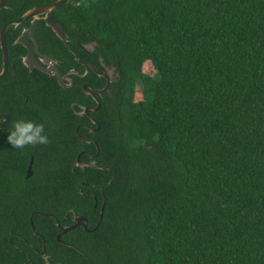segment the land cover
<instances>
[{
    "label": "trees",
    "instance_id": "16d2710c",
    "mask_svg": "<svg viewBox=\"0 0 264 264\" xmlns=\"http://www.w3.org/2000/svg\"><path fill=\"white\" fill-rule=\"evenodd\" d=\"M53 1L4 0L0 28ZM53 17L115 76L90 142L69 113L0 190V264H264V0H65ZM74 215L87 229L58 241Z\"/></svg>",
    "mask_w": 264,
    "mask_h": 264
},
{
    "label": "flooded vegetation",
    "instance_id": "af4514ba",
    "mask_svg": "<svg viewBox=\"0 0 264 264\" xmlns=\"http://www.w3.org/2000/svg\"><path fill=\"white\" fill-rule=\"evenodd\" d=\"M37 6L41 5L26 8L19 16L12 19H18ZM3 7L6 6L3 4ZM53 12L54 10L49 15L46 13L33 14L17 25H9L8 28L12 26L15 34L9 39L10 47L6 41L7 32L5 46L0 41V75L5 68L0 77V190L2 191L4 188L10 189L7 187L10 181H13L17 186L21 164L24 168V179H29L33 174L35 154L45 156L46 162L47 157L51 155V150H56L50 143L29 145L24 149L14 148L8 142L7 137L15 122L23 119L44 123L49 139H53L57 143L59 140L66 139L65 132L68 127L66 119H68V114L72 113V118L76 121L81 120L74 126L76 135L82 140L90 142L91 140L82 137L79 127H86L89 132L97 131L94 129L98 122L91 112L99 109L100 105L98 109L94 108L98 103L100 104L99 96L107 90L108 86L103 92L101 89L104 88L107 81L109 85L115 76L113 67H107L105 71H100L89 60H85V53L92 50L91 44L80 42L79 37H69L62 24L54 19ZM48 16L59 27V32L54 29L51 21L47 20ZM33 22L35 26L31 29ZM23 32L27 35L26 38L24 37L25 44L18 42V37ZM10 33L13 34L11 31ZM4 47H6V65ZM110 73H114L112 78ZM100 77L105 79L102 88L95 85ZM85 96L88 97V104L84 99ZM59 100L61 101L59 102ZM58 108H61V118H58L56 114ZM54 114L56 115L54 116ZM84 116H87L95 126L85 124L82 121ZM57 146L58 143L55 144V147ZM80 154L81 152L77 154L76 162ZM36 236L42 254V251L45 250V243L39 234ZM10 237H12V233ZM26 244L28 249L37 251L33 244L28 242ZM19 249L22 248L19 247ZM24 250L28 252L27 248Z\"/></svg>",
    "mask_w": 264,
    "mask_h": 264
},
{
    "label": "water",
    "instance_id": "95a60500",
    "mask_svg": "<svg viewBox=\"0 0 264 264\" xmlns=\"http://www.w3.org/2000/svg\"><path fill=\"white\" fill-rule=\"evenodd\" d=\"M63 1L65 0H55L53 3H50V4H46V5H41V6H37V7H34L32 8V10H30L29 12H26L25 14H23L21 17H19L18 19H11L7 22H5L2 26V29L0 31V41L1 43L3 44V46H5V34H6V29L8 28L9 25H17L19 24L20 22L24 21L25 19H27L29 16L33 15V14H37V13H46V14H50L53 10H55ZM3 4H4V1L3 0H0V8L3 7ZM47 20L50 22L51 19L49 18V16L47 17ZM54 25V29L58 31L59 27L54 24L52 21L50 22ZM33 27H31V29L34 28L35 26V23L33 22L32 24ZM27 35H25V32H23L19 37H18V42H21L23 44H25V40H24V37L26 38ZM33 37V36H32ZM4 57H5V65H6V47H4ZM5 71V68L2 72V74L0 75V77L3 75ZM108 86V81L107 83L105 84L104 88L101 89V92H103ZM99 103L97 104L96 108L94 109H98L99 107ZM86 113H87V110H86ZM99 129V125L97 123V126L94 130H98ZM78 165L80 166H84V165H90V166H95L94 165V162H89V163H85V162H82L79 160V156L77 158V163ZM30 172V170H28ZM104 205H105V202L103 201L102 202V205H101V208H100V214H99V220L97 222V224L95 225V227L93 228V230L97 229L98 225L100 224L101 222V219L103 217V209H104ZM74 223L70 226H65V227H61V232L57 234L56 238L57 240L60 241V237L66 233L68 230L70 229H73L77 226H82L84 229H87V219L86 217L84 216H77V215H74ZM31 226H32V229H33V232L38 235V232L37 230L35 229L33 223L31 222ZM45 250L42 251V255L44 254Z\"/></svg>",
    "mask_w": 264,
    "mask_h": 264
},
{
    "label": "clouds",
    "instance_id": "9594fccd",
    "mask_svg": "<svg viewBox=\"0 0 264 264\" xmlns=\"http://www.w3.org/2000/svg\"><path fill=\"white\" fill-rule=\"evenodd\" d=\"M8 142L14 148L24 149L31 145H46L51 141L45 132L44 123H36L31 120H18L7 137Z\"/></svg>",
    "mask_w": 264,
    "mask_h": 264
},
{
    "label": "rangeland",
    "instance_id": "374dc122",
    "mask_svg": "<svg viewBox=\"0 0 264 264\" xmlns=\"http://www.w3.org/2000/svg\"><path fill=\"white\" fill-rule=\"evenodd\" d=\"M142 69H143V72H145L149 75L154 74L153 68L149 62L144 63L142 66ZM113 75H114V73H110L111 78L113 77ZM136 89L140 91V86L138 85Z\"/></svg>",
    "mask_w": 264,
    "mask_h": 264
}]
</instances>
